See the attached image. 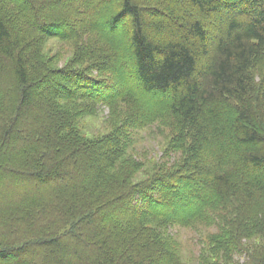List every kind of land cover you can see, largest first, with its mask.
Wrapping results in <instances>:
<instances>
[{
  "label": "trees",
  "instance_id": "16d2710c",
  "mask_svg": "<svg viewBox=\"0 0 264 264\" xmlns=\"http://www.w3.org/2000/svg\"><path fill=\"white\" fill-rule=\"evenodd\" d=\"M0 264H264V0H0Z\"/></svg>",
  "mask_w": 264,
  "mask_h": 264
},
{
  "label": "rangeland",
  "instance_id": "374dc122",
  "mask_svg": "<svg viewBox=\"0 0 264 264\" xmlns=\"http://www.w3.org/2000/svg\"><path fill=\"white\" fill-rule=\"evenodd\" d=\"M46 53L49 56L59 54V63L64 64L71 57V50L68 45L60 41L58 37L48 39L46 44ZM78 128L82 135L88 138H98L109 133L112 129V124L109 118V109L102 108L97 114L84 116L78 122ZM164 136L156 132L155 127L136 129L133 131L131 140V150L139 155L158 158L162 155L165 147ZM150 166V165H149ZM139 178L145 179L146 176ZM172 232L175 233L181 245V255L186 262H195L200 250L203 246L201 241L204 232H197L191 228L174 227ZM203 234V235H202Z\"/></svg>",
  "mask_w": 264,
  "mask_h": 264
}]
</instances>
